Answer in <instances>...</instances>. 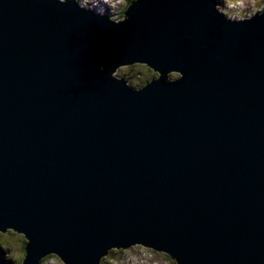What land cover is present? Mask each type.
Masks as SVG:
<instances>
[{
	"label": "water",
	"instance_id": "water-1",
	"mask_svg": "<svg viewBox=\"0 0 264 264\" xmlns=\"http://www.w3.org/2000/svg\"><path fill=\"white\" fill-rule=\"evenodd\" d=\"M124 15L0 0V232L23 235L22 264L136 245L264 264V11L133 0ZM132 64L157 77L114 75Z\"/></svg>",
	"mask_w": 264,
	"mask_h": 264
},
{
	"label": "rangeland",
	"instance_id": "rangeland-1",
	"mask_svg": "<svg viewBox=\"0 0 264 264\" xmlns=\"http://www.w3.org/2000/svg\"><path fill=\"white\" fill-rule=\"evenodd\" d=\"M106 1L111 5L110 7L102 4ZM219 2L226 17L237 15L252 17L257 12L264 11V0H219ZM127 3L128 0H88L85 8L92 10L93 6H96L98 13L100 9V14L120 19L125 17L124 12L127 9ZM97 10L94 11L97 12ZM114 75L125 78L127 84L134 88L142 86L153 77H157V73L144 64L120 67ZM170 77H177V74H170ZM25 242L23 235L14 231L7 230L5 233H0V249H3L6 260L11 264H22L25 255L23 250ZM38 264H64V262L55 255H48ZM104 264H175V262L163 252L136 245L125 250H112Z\"/></svg>",
	"mask_w": 264,
	"mask_h": 264
},
{
	"label": "clouds",
	"instance_id": "clouds-1",
	"mask_svg": "<svg viewBox=\"0 0 264 264\" xmlns=\"http://www.w3.org/2000/svg\"><path fill=\"white\" fill-rule=\"evenodd\" d=\"M66 2H67V0H59V3H61V4H64V3H66ZM74 2L76 3V5H77L81 10L86 9L85 7H86V5L88 4V0H74ZM127 7H128V6H127ZM88 10H89V9H88ZM92 10H97V8H92ZM97 13H98V10H97ZM250 17H251V16H250ZM250 17H244V16H242V15H237V16H227L226 18H227L228 21H230V22H241V21H245L247 18H248V20L251 19ZM127 19H128L127 16H126V17H122V18H120V19H116V18H114V17H112V16H110V15L107 16V20H108V22H109V23H112V24H116V25L125 22ZM177 73H178V76H179L178 79H175V80H172V81H167V82H168V83H172V82H175V81L181 79L182 76H183V73L180 72V71H177Z\"/></svg>",
	"mask_w": 264,
	"mask_h": 264
},
{
	"label": "bare ground",
	"instance_id": "bare-ground-1",
	"mask_svg": "<svg viewBox=\"0 0 264 264\" xmlns=\"http://www.w3.org/2000/svg\"><path fill=\"white\" fill-rule=\"evenodd\" d=\"M102 4H105L106 6H109V7L111 6V5L108 3V1H106V3H103V2H102ZM93 8H96V6H93ZM100 12H101V11H100V9H99V14H100ZM111 13H112V12H111ZM101 15H103V14H101ZM106 16H107V15H106Z\"/></svg>",
	"mask_w": 264,
	"mask_h": 264
},
{
	"label": "trees",
	"instance_id": "trees-1",
	"mask_svg": "<svg viewBox=\"0 0 264 264\" xmlns=\"http://www.w3.org/2000/svg\"><path fill=\"white\" fill-rule=\"evenodd\" d=\"M132 1H133V0H128L127 6H129V4H130ZM257 13H260V12H257ZM146 82H147V81H146ZM146 82H145V83H146ZM145 83H144V84H145ZM144 84H143V85H144ZM11 231H12V230H11ZM0 233H5V232H0ZM24 245H25V244H24ZM2 250H3V249H2ZM23 250H24V247H23ZM24 253H25V251H24Z\"/></svg>",
	"mask_w": 264,
	"mask_h": 264
},
{
	"label": "flooded vegetation",
	"instance_id": "flooded-vegetation-1",
	"mask_svg": "<svg viewBox=\"0 0 264 264\" xmlns=\"http://www.w3.org/2000/svg\"><path fill=\"white\" fill-rule=\"evenodd\" d=\"M263 10H264V8H263Z\"/></svg>",
	"mask_w": 264,
	"mask_h": 264
}]
</instances>
